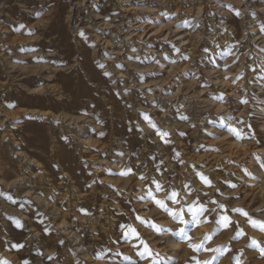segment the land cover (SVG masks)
I'll use <instances>...</instances> for the list:
<instances>
[{
    "label": "rangeland",
    "instance_id": "1",
    "mask_svg": "<svg viewBox=\"0 0 264 264\" xmlns=\"http://www.w3.org/2000/svg\"><path fill=\"white\" fill-rule=\"evenodd\" d=\"M29 77L79 120L0 118V264H264V0H0Z\"/></svg>",
    "mask_w": 264,
    "mask_h": 264
},
{
    "label": "bare ground",
    "instance_id": "2",
    "mask_svg": "<svg viewBox=\"0 0 264 264\" xmlns=\"http://www.w3.org/2000/svg\"><path fill=\"white\" fill-rule=\"evenodd\" d=\"M172 6L173 11H177L179 12L180 10H182L183 6L181 3L179 2H172V3H166V9H170ZM141 16V15H140ZM128 41V40H127ZM33 83V78L29 77L28 79L23 78L21 79L19 85H17V91L15 93H12L10 95H8L9 97L6 100H3L2 98H0V108L3 107L4 111L0 112V118L3 117L4 119L7 118H12V117H17V120L15 119V121L17 123H13L11 122V125L14 124H23L25 122V117L29 114L31 115V117H40V116H44V115H48L51 116V122L52 120H60L63 121V124H66L68 127L72 126V125H76L79 120V117L74 116L73 114H67V113H62L57 110L58 106L65 105L64 101L62 98L65 99V97H60V100L57 99L58 97H54V96H50V95H45L46 91L45 90H39L37 89V87H33L32 85ZM52 89V88H51ZM68 92V91H67ZM49 94V93H48ZM55 95V94H54ZM59 96V95H58ZM69 99V98H68ZM70 104V103H68ZM73 105V104H72ZM68 106V105H67ZM69 107V106H68ZM66 108L67 110H70V108ZM78 108V107H77ZM73 109V108H72ZM5 110H13L11 112L6 113ZM58 112H57V111ZM66 110V111H67ZM50 111L52 112V114L50 113ZM62 111V110H61ZM65 111V110H64ZM63 111V112H64ZM54 112V113H53ZM72 113V112H70ZM51 114V115H50ZM30 117V118H31ZM41 118V117H40ZM81 118V117H80ZM14 120V119H13ZM12 120V121H13ZM5 121V120H3ZM9 122V121H8ZM32 122V121H31ZM56 122V121H53ZM30 123V122H29ZM35 124V123H34ZM58 124V123H57ZM1 125V124H0ZM10 125V124H9ZM10 125V126H11ZM56 125V124H55ZM16 126V125H15ZM54 126V125H53ZM59 126V125H58ZM57 126V127H58ZM12 127V126H11ZM14 127V126H13ZM12 127V128H13ZM10 128V127H9ZM21 129H25V126H23L22 128L19 127L18 130L16 129V127H14V129H12L11 132L12 135L11 140L14 141L13 143H17L19 142V137H17L16 132L20 131ZM54 129V128H53ZM58 129V128H57ZM62 130L64 131V129L62 128ZM60 131V132H63ZM25 132V131H24ZM59 132V133H60ZM66 132V131H65ZM73 134H79V132H81V129L75 131H71ZM34 133V132H33ZM58 133V135H59ZM64 134V133H62ZM37 135V134H36ZM39 136V134H38ZM25 137V136H22ZM56 137V136H55ZM54 138V136H53ZM52 138V139H53ZM57 138V137H56ZM59 138V136H58ZM23 139V138H22ZM56 140V139H55ZM53 139V143L55 141ZM93 140V139H92ZM92 140H84L85 143H90ZM0 144H1V134H0ZM56 144V143H55ZM95 145H98V147H103L105 143H100V142H96L93 143ZM57 150H58V154H59V159L60 163H63L62 161L65 159L64 153H63V148L60 147L59 144H57L56 146ZM95 148V147H94ZM2 149V148H1ZM97 149V148H96ZM65 161V160H64ZM256 161V160H255ZM71 161H68L67 163V167L70 164ZM5 164V163H4ZM60 165V164H59ZM62 165V164H61ZM10 168V166H8ZM60 167V166H59ZM8 169V168H5ZM15 169V167H14ZM62 169H64L63 171H70L71 168H66L64 167V165H62ZM9 171V170H8ZM7 171V173H8ZM14 171V170H13ZM12 171V173H13ZM3 172V171H2ZM5 172V171H4ZM11 173V172H10ZM16 173V172H15ZM5 174V173H4ZM67 174V173H66ZM260 174V173H259ZM8 175V174H7ZM9 176V175H8ZM11 177V176H9ZM13 177V176H12ZM14 178V177H13ZM74 179L72 175H70V177H68L69 179ZM4 180L9 181L8 177L6 176V178L4 177ZM80 183L82 182L81 180H79ZM86 185V184H85ZM85 187V186H84ZM87 190V189H86ZM79 191V190H78ZM81 191V190H80ZM88 191V190H87ZM82 194V193H81ZM85 199V198H84ZM170 244H172L173 246H176L178 243H176L174 238H170L169 241ZM179 246V245H178Z\"/></svg>",
    "mask_w": 264,
    "mask_h": 264
},
{
    "label": "snow or ice",
    "instance_id": "3",
    "mask_svg": "<svg viewBox=\"0 0 264 264\" xmlns=\"http://www.w3.org/2000/svg\"><path fill=\"white\" fill-rule=\"evenodd\" d=\"M159 131V130H158ZM164 135H167L166 133L164 134ZM202 179H205V182L206 183H210L209 181H207L206 180V178H204L203 176L201 177ZM233 187H235L234 185H233ZM175 194H173V196H174ZM156 204L158 205V206H160V207H162V208H165L166 207V205L164 204V202L163 201H160V200H157L156 201ZM237 211H242V210H237ZM244 215H247L246 213H244ZM225 220H227V218H225ZM142 222H144V221H142ZM254 225L257 223V222H252ZM261 228H262V230H264V225H261ZM134 231V230H133ZM181 231L183 232V229H181ZM137 237H138V234H137Z\"/></svg>",
    "mask_w": 264,
    "mask_h": 264
}]
</instances>
